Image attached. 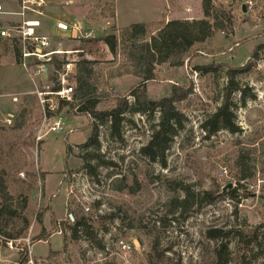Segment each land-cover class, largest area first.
Listing matches in <instances>:
<instances>
[{
  "label": "rangeland",
  "instance_id": "1",
  "mask_svg": "<svg viewBox=\"0 0 264 264\" xmlns=\"http://www.w3.org/2000/svg\"><path fill=\"white\" fill-rule=\"evenodd\" d=\"M245 1L212 4L231 12L232 29L196 45L181 67H156L154 79L146 83L147 98L155 101L173 90L189 91L175 103L185 122L165 153V168L140 154L158 115L126 114L120 139L110 138L107 125L96 122L100 147L99 158L94 160L90 148L77 147L88 140L94 122L66 105L60 109L66 131L49 134L36 146L39 112L30 94L33 87L14 48L4 46L0 116L16 114L21 107L29 109L30 115L19 131L0 126V177L9 195L5 205H11L15 213L7 224L0 220V264H217L216 250L223 242L228 244V264H264V158L260 150L264 147V71L252 64L248 73L235 78L241 88L255 95L244 106L237 93L231 95L237 133L220 130L208 135L202 129L224 103L227 71L244 68L251 63L254 49L264 45V0H253L255 9L248 15L240 8ZM0 2L15 9L12 3ZM200 3L48 0L39 30L52 36L59 50L73 52L61 59L94 61L101 97L96 111L105 112L115 107L118 98L132 104L130 91L141 83L139 78L121 74L131 63L128 47L132 44L121 36V29L144 24L148 34L136 43L149 42L163 23L204 19ZM109 4L115 6L114 17L102 19L97 7ZM57 20L79 23L82 36H53ZM114 42L118 48L112 55L108 46ZM258 56L264 60V49ZM240 153L248 154L252 175L243 180L237 167ZM86 165L98 166L93 176ZM229 183L232 188L223 192ZM185 192L194 194L195 200L183 210L180 203ZM78 207L84 210L99 244L82 233L71 240L73 211ZM69 213L74 222L65 221ZM215 231L222 238H211L219 235ZM119 241L132 247L135 243L129 257L117 251Z\"/></svg>",
  "mask_w": 264,
  "mask_h": 264
},
{
  "label": "trees",
  "instance_id": "2",
  "mask_svg": "<svg viewBox=\"0 0 264 264\" xmlns=\"http://www.w3.org/2000/svg\"><path fill=\"white\" fill-rule=\"evenodd\" d=\"M101 18L108 19L114 17L113 5H105L100 8ZM200 8L204 19L193 21H178L172 20L166 24H162L156 35L150 37L149 42L136 43V40L148 34V26L144 24H132L121 29V36L127 38L132 44L128 47L130 65L125 67L121 74L131 75L141 80V83L134 87L129 96L132 98V104L125 98H118L116 105L110 111L99 112L96 107L100 102L98 92L99 80L95 73L94 61L88 59L78 60L74 67L75 91L74 99L76 100L77 115L87 116L92 123L91 135L85 144L77 146L80 150L91 149V156L94 160H98L99 144L97 139L96 122L107 125L109 136L112 139L121 138V126L126 122V114H139L143 116L158 115V120L151 128L149 141L140 149V154L152 163H157L160 167L166 166V151L170 148L174 138L184 128L185 117L175 106V103L185 99L189 91L173 90L168 96L160 100H150L146 95V83L154 79L156 67L168 64L175 68L183 65L184 59L194 49L196 45H202L209 42L217 32L231 30V12L226 10L216 9L212 5L211 0H201ZM106 11L108 13L106 14ZM118 43L114 42L108 46L112 55L116 54ZM264 49V45L256 47L253 51L251 63L244 68L227 71V85L225 87L224 103L213 113L203 124L202 129L208 135H214L220 130H225L231 134L239 131V128L234 124L235 115L232 111L234 104L231 101V95L237 93L239 95V103L244 106L246 99L253 100L255 95L247 87H240L239 82L235 78L239 74L248 73L251 65L258 59V52ZM15 52L16 49H15ZM58 67L62 62L54 60ZM67 104H64L66 106ZM72 108V105H67ZM30 110L26 107H21L15 114L12 130H21L28 120ZM262 157L264 158V147L261 146ZM71 152V148L67 149V154ZM89 154V153H88ZM248 154L240 153L237 159V167L241 179L250 178L251 169L247 165ZM86 162V161H85ZM106 165L108 163H105ZM109 165V164H108ZM89 168L90 176L95 174L94 168L86 165ZM136 185L137 181H135ZM139 188V187H138ZM209 198V202L213 201L209 193H205ZM9 200V195L6 192L5 181L0 177V220L6 224L15 215L11 209V205H5ZM194 194L185 192V197L181 201L180 206L186 210L187 205L194 202ZM24 206L20 209L23 210ZM75 222L70 227L71 240H77L78 233L84 234L88 240L99 244L96 235L91 231L88 220L85 217L84 210L78 207L73 211ZM60 223V222H59ZM219 235H210L211 238H219L222 234L220 231H215ZM8 237H12L7 234ZM223 236V235H222ZM222 238V237H220ZM40 240V238H36ZM217 264L229 263L228 244L223 242L216 250Z\"/></svg>",
  "mask_w": 264,
  "mask_h": 264
},
{
  "label": "built area",
  "instance_id": "3",
  "mask_svg": "<svg viewBox=\"0 0 264 264\" xmlns=\"http://www.w3.org/2000/svg\"><path fill=\"white\" fill-rule=\"evenodd\" d=\"M211 1L215 6H220L228 5L233 0ZM4 2L12 3L15 9L9 10L3 2H0V56L4 46L15 48L19 64L33 87L30 94L35 98L39 112L34 142L39 146L45 136L66 131V124L60 116V109L64 104L72 105L75 111L77 109L73 77L76 60L68 58L62 60V56L72 55L73 52L59 50L54 46L53 38L39 30L40 19L44 17L43 8L47 6L48 0H4ZM242 7L245 9L243 14L248 15L253 13L255 3L253 0H246L240 7L241 10ZM12 17L17 18V21L11 20ZM54 29L60 35H67L66 39L82 36L79 23L71 25L64 20H57ZM61 39H64V36ZM54 60H62V63L57 67ZM254 66L257 71H264V60L259 57L255 60ZM14 116L13 113L0 116V126L11 127ZM87 210L85 208V211ZM65 221L74 222L73 215L69 213ZM116 248L123 258H127L133 252L135 243L132 247L126 242L119 241Z\"/></svg>",
  "mask_w": 264,
  "mask_h": 264
},
{
  "label": "water",
  "instance_id": "4",
  "mask_svg": "<svg viewBox=\"0 0 264 264\" xmlns=\"http://www.w3.org/2000/svg\"><path fill=\"white\" fill-rule=\"evenodd\" d=\"M242 13H245V9L244 7H242ZM232 188V184H227L224 188H223V192H225L226 190H230Z\"/></svg>",
  "mask_w": 264,
  "mask_h": 264
},
{
  "label": "crops",
  "instance_id": "5",
  "mask_svg": "<svg viewBox=\"0 0 264 264\" xmlns=\"http://www.w3.org/2000/svg\"><path fill=\"white\" fill-rule=\"evenodd\" d=\"M114 10H115V6H114ZM115 18H116V13H115ZM53 30H54V34L55 35H53V36H56V30L54 29V27H53ZM52 37V36H51ZM14 50H15V48H14ZM16 54H17V52H15ZM16 57H17V55H16ZM45 180H46V175H45Z\"/></svg>",
  "mask_w": 264,
  "mask_h": 264
}]
</instances>
